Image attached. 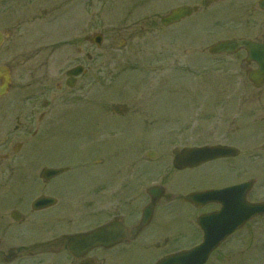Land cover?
I'll use <instances>...</instances> for the list:
<instances>
[{
    "label": "rangeland",
    "instance_id": "374dc122",
    "mask_svg": "<svg viewBox=\"0 0 264 264\" xmlns=\"http://www.w3.org/2000/svg\"><path fill=\"white\" fill-rule=\"evenodd\" d=\"M193 1L0 0V31L8 34L3 45L14 44L20 51L25 47V55L36 48L37 61L51 62L52 88L75 62L88 69L71 90L59 92L67 100L58 109L68 111L60 124L40 133L54 140L42 146L47 154L33 167L68 166L64 176L78 177L75 185H95L101 221L107 219L111 201L145 206L152 185L175 195L171 203L165 197L158 202L149 228L159 224L161 233L149 242L152 247L138 264H153L161 253L196 240L187 223L195 212L182 200L187 193L250 178L255 179L250 198L264 199V152L259 148L264 142V122L259 119L264 86L257 90L251 85L244 73L249 67L239 63L212 60L208 68L203 53L197 52L190 17L167 27L159 21L169 9ZM94 33L102 35L99 47L89 42ZM9 50L13 54L15 49ZM98 116L93 126L91 120ZM81 129L88 139H79ZM251 137L255 139H247ZM205 144L235 146L241 157L174 169V148ZM227 162L242 169L230 170ZM79 192H69V208L80 205ZM257 220V225L249 224L254 232L245 230L243 237L260 234L256 252L264 258V217ZM157 241L160 249L154 246ZM217 254L205 264H264L260 258Z\"/></svg>",
    "mask_w": 264,
    "mask_h": 264
},
{
    "label": "flooded vegetation",
    "instance_id": "af4514ba",
    "mask_svg": "<svg viewBox=\"0 0 264 264\" xmlns=\"http://www.w3.org/2000/svg\"><path fill=\"white\" fill-rule=\"evenodd\" d=\"M260 1L194 0L191 3L194 6V11L189 16L191 30L194 29L196 33L195 44H200L198 48L203 53L208 68L212 60L245 65L249 67L244 70L245 74L256 68L255 61L249 59L248 52L243 46H238L229 53H216L214 46L223 40L245 39L264 47V8L259 5ZM199 37L201 40H198ZM4 42L5 39L0 45V264H138L147 257L145 255L152 247L149 246L150 243L154 242L153 239L161 233L159 224L151 230L149 228L155 220L158 202L154 203L151 217L145 224L141 223L144 206L139 207L131 201L117 200L109 202L108 210L105 211V216L108 217L101 221L104 218L101 217L100 192L97 188L96 190L93 188L95 185L89 187L75 185L80 181L78 177L64 176L66 172H70L68 166L66 171L50 178L42 175V169L54 166H41L40 169L33 167L36 162L39 164L42 156L47 154V147L42 149V146L54 140L51 139L52 135L41 136L40 133L43 129L50 131L60 124L63 113L68 111L58 109L67 100L65 95L59 92L71 90L78 80L86 75L88 69L84 67L86 71L84 70L79 76L67 78V70L81 65L80 62H75L64 69L65 77L62 82L52 88L51 62L49 63L47 58L44 62L37 61L36 48L30 50L31 55H25V47L21 46L20 51L19 46L14 44H12L14 53L10 54L9 47L12 46H4ZM28 43L32 45L37 42ZM76 53L82 54L80 47H76ZM85 57L92 58L89 53H86ZM39 70L41 72L38 74ZM67 81H71L74 86L69 87ZM261 81V86L256 88L257 90L264 86V78H261ZM99 118L100 116L97 119L93 118L92 125L96 124ZM259 119L264 122V112ZM81 130L83 131L79 134V139H88L85 130ZM260 139H264V136ZM262 145L259 147L260 150ZM239 156L241 157L240 150L236 156H227L211 162L237 160ZM49 162L50 160L46 159V163ZM227 166L228 169L231 168L236 172L242 169V165H234L231 162H227ZM247 180H251L252 184L246 198L252 202L264 200L250 198L255 179ZM244 181L246 180L204 190L221 189ZM73 190H82L79 192L81 202L78 203L79 206L69 208L68 204L71 202L69 192ZM41 196H47L51 202H47L43 208L34 209L32 206L34 200ZM163 197L171 203L175 195L164 194ZM184 203L195 212L191 214L192 219L189 218L187 223L191 227V234L196 235V240L188 247L167 250L160 256L197 245L203 236V227L199 220L204 216L210 217L208 219L210 225L219 223V217L216 216L222 203L218 200H210L200 206ZM232 203L236 205V202ZM258 218L260 217L246 221L223 238L210 252L207 261L218 251L220 252V255L217 254L218 257L227 253L226 257L249 256L254 259L260 258L258 261L264 260L256 252V249L260 248L259 243H255L256 238L261 235L248 232L243 237L245 230L254 232L252 225L258 224ZM251 222L252 225H249ZM105 223H111L113 226L111 225L112 227L102 235V239L99 237L98 241L94 240L87 245L84 241L77 243L76 255L70 252L69 248L77 247L72 245L73 242H69V236L96 230ZM214 229L217 232L221 231L218 226ZM70 245L72 247H69ZM228 245L230 250H225L224 247ZM154 246L157 249L161 248L158 241Z\"/></svg>",
    "mask_w": 264,
    "mask_h": 264
},
{
    "label": "water",
    "instance_id": "95a60500",
    "mask_svg": "<svg viewBox=\"0 0 264 264\" xmlns=\"http://www.w3.org/2000/svg\"><path fill=\"white\" fill-rule=\"evenodd\" d=\"M260 6L264 7V0L260 2ZM192 11V8L188 6H182L172 9L167 15L161 17V23L163 25H168L170 23L176 22L181 18L189 15ZM101 38L95 37V41L99 44ZM2 41V34L0 33V42ZM240 44L244 45L250 54V58L255 59L259 69L253 75H250L249 78L256 84H259L260 78L264 76V48H260L259 52L256 53L257 49L255 45L249 44L248 42H241ZM231 46L230 43L220 44V50H223L225 47ZM79 67H76L70 71L69 74L76 75L80 72ZM264 148V146H263ZM174 155L173 166L176 169H183L185 167H194L198 166L209 160L236 155L237 151L234 148H230L222 145L214 146H199V147H185L181 150L177 148L172 150ZM62 169H52L47 168L43 169L42 175L44 177H51L61 172ZM250 182H244L239 185L231 186L221 190L215 191H205L200 193H189L185 195L184 200L191 202L192 204L199 206L210 200H218L222 203V208L219 211V223L210 225L208 219L210 217L204 216L200 221V225L203 227L204 235L203 240L197 246L188 249L182 250L176 253L166 255L159 259L155 264H203L209 253L220 243V241L229 234L233 229L239 227L243 222L250 219L256 215L264 214V202L260 203H250L246 201L245 195L250 188ZM148 194L152 198L151 203L146 206L143 210V220L142 224L147 222L150 217L151 209L156 202V200L161 196L163 190L160 187L152 186L147 189ZM46 198L42 197L35 201L34 206H39L43 204ZM232 202H236V205H233ZM214 217V215H212ZM211 216V218H212ZM217 217V216H216ZM207 218V220H206ZM113 226V224H112ZM111 224H106L101 228L92 231L88 234H78L70 238L71 241H74L76 244L81 243L82 241L87 244L93 243L94 240L102 238V235L105 234L109 227H112ZM218 226L220 232H217L214 228ZM75 255L78 252V248L70 249Z\"/></svg>",
    "mask_w": 264,
    "mask_h": 264
}]
</instances>
